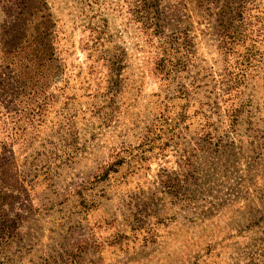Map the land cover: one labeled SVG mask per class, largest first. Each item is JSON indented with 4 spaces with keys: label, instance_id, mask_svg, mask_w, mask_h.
I'll list each match as a JSON object with an SVG mask.
<instances>
[{
    "label": "rangeland",
    "instance_id": "rangeland-1",
    "mask_svg": "<svg viewBox=\"0 0 264 264\" xmlns=\"http://www.w3.org/2000/svg\"><path fill=\"white\" fill-rule=\"evenodd\" d=\"M0 264H264V0H0Z\"/></svg>",
    "mask_w": 264,
    "mask_h": 264
},
{
    "label": "trees",
    "instance_id": "trees-1",
    "mask_svg": "<svg viewBox=\"0 0 264 264\" xmlns=\"http://www.w3.org/2000/svg\"><path fill=\"white\" fill-rule=\"evenodd\" d=\"M21 30H22V32H21ZM19 32H21L20 33V36H21V43H22V41H23V36L25 35V33H26V31L23 29V28H20V30H19ZM27 47H30V48H32V49H36L37 48V46L34 44V43H31L30 45H28ZM26 46H23V45H21V44H17V47H16V52H22V51H26L27 48ZM40 59H41V57H39ZM42 61V60H41ZM42 66H44V65H42Z\"/></svg>",
    "mask_w": 264,
    "mask_h": 264
}]
</instances>
